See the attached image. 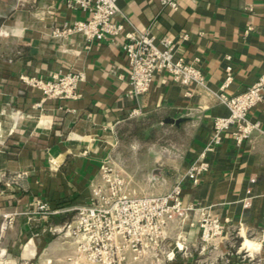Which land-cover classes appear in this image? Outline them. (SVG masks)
Segmentation results:
<instances>
[{
    "label": "crops",
    "instance_id": "crops-1",
    "mask_svg": "<svg viewBox=\"0 0 264 264\" xmlns=\"http://www.w3.org/2000/svg\"><path fill=\"white\" fill-rule=\"evenodd\" d=\"M66 0H0V247L7 264H69L75 243L60 230L89 202L104 163L126 179V191L163 194L205 152L199 184L182 181L185 206L206 209L226 226L264 229V100L250 111L262 131L242 144L232 127L213 141L214 119L228 113L220 87L231 67L228 94H238L264 74V0H118L125 32L86 41L81 33L56 35L65 22L88 13ZM133 29L156 39L181 40L179 54L199 58L205 84H182L166 72L149 91L129 93L123 44ZM83 72L76 96L45 97L23 76L45 79ZM172 119V120H171ZM56 213H34L39 202ZM28 211V212H27ZM168 225V244L181 232L194 245L198 213ZM7 227L3 229V225ZM243 244L258 249V239ZM193 246V247H194ZM192 247V248H193ZM178 254L169 264H192ZM220 264V263H219Z\"/></svg>",
    "mask_w": 264,
    "mask_h": 264
},
{
    "label": "built area",
    "instance_id": "built-area-1",
    "mask_svg": "<svg viewBox=\"0 0 264 264\" xmlns=\"http://www.w3.org/2000/svg\"><path fill=\"white\" fill-rule=\"evenodd\" d=\"M66 1L69 7L86 11L88 17L63 23L55 30L57 36L81 33L86 41L92 42L125 32V23L118 20L122 15L118 0ZM161 3L174 9L179 6V0H161ZM125 37L123 49L129 65L130 94L138 96L149 91L155 76L162 72L182 84H205L199 58L189 61L178 52L180 41L188 38L186 33L180 36L181 40L169 35L156 39L149 31L133 29L126 32ZM227 70L218 94L228 113L214 119L213 141L209 147L220 143L224 131L232 127H236L234 135L238 144L249 139L254 132L262 131L260 122L251 119L250 111L264 100V74L242 92L228 94L226 89L233 82V74L231 67ZM22 78L40 89L45 97L63 99L76 96L78 84L85 75L78 71L55 74L50 79L37 76ZM207 169L208 162L203 152L172 190L163 194L136 195L126 191L125 177L104 163L99 178L93 184L89 202L76 208L73 219L60 229L74 241L78 254L76 259L69 258V264H169L176 261L179 253L186 259L195 258L192 264H249L244 262L247 256L255 261L264 253V229L258 234L252 230L244 231L242 226L231 227L227 246L219 252L220 239L228 228L206 209L183 204V179L189 178L193 185H197ZM50 207L45 201L39 202L32 211L48 218L57 212ZM191 211L199 214L195 246L181 232L176 234L174 242L168 244V225L173 221L182 225ZM6 227L7 223L3 229ZM246 236L258 239L259 248H243ZM239 238H242L240 246L237 245ZM5 256L6 250L0 247V264H7Z\"/></svg>",
    "mask_w": 264,
    "mask_h": 264
},
{
    "label": "rangeland",
    "instance_id": "rangeland-1",
    "mask_svg": "<svg viewBox=\"0 0 264 264\" xmlns=\"http://www.w3.org/2000/svg\"><path fill=\"white\" fill-rule=\"evenodd\" d=\"M241 241H242V238H239V240H238V242H237V245L238 246H240L241 245ZM247 253H248V250H247ZM190 259L194 262V260H195V258H192V257H190ZM0 262H1V260H0ZM245 263H249V264H251V263H259V264H264V253L261 255V256H259V257H256L255 258V261L253 260H251V259H249V257L247 256V258H246V260L244 261Z\"/></svg>",
    "mask_w": 264,
    "mask_h": 264
},
{
    "label": "bare ground",
    "instance_id": "bare-ground-1",
    "mask_svg": "<svg viewBox=\"0 0 264 264\" xmlns=\"http://www.w3.org/2000/svg\"><path fill=\"white\" fill-rule=\"evenodd\" d=\"M243 248H245V245L243 244Z\"/></svg>",
    "mask_w": 264,
    "mask_h": 264
},
{
    "label": "water",
    "instance_id": "water-1",
    "mask_svg": "<svg viewBox=\"0 0 264 264\" xmlns=\"http://www.w3.org/2000/svg\"><path fill=\"white\" fill-rule=\"evenodd\" d=\"M172 120V119H171Z\"/></svg>",
    "mask_w": 264,
    "mask_h": 264
}]
</instances>
